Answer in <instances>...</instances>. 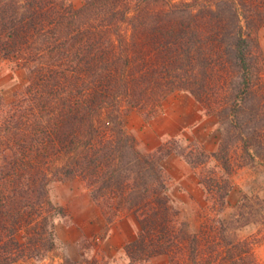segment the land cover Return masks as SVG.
Here are the masks:
<instances>
[{"label": "trees", "instance_id": "16d2710c", "mask_svg": "<svg viewBox=\"0 0 264 264\" xmlns=\"http://www.w3.org/2000/svg\"><path fill=\"white\" fill-rule=\"evenodd\" d=\"M263 24L264 0H0V61L27 72L10 101L0 93V264L57 256L65 210L49 184L75 177L105 212L135 219L129 264H258L256 239L178 218L162 165L175 150L141 151L123 113L154 117L187 90L220 125L206 156L229 171L238 143L264 165Z\"/></svg>", "mask_w": 264, "mask_h": 264}, {"label": "rangeland", "instance_id": "374dc122", "mask_svg": "<svg viewBox=\"0 0 264 264\" xmlns=\"http://www.w3.org/2000/svg\"><path fill=\"white\" fill-rule=\"evenodd\" d=\"M67 1L78 7L86 0ZM258 36L264 51V24ZM26 81L24 69L13 67L7 60L0 61V93L7 101ZM190 99L196 101L198 110L205 117L203 120L191 122ZM170 115L190 123L178 135L164 137L153 148L156 136L166 125L165 118ZM123 118L128 130L136 136L141 151L153 152L160 145L175 150L164 157L162 165L168 184L167 194L178 218L187 223L188 229L198 232L221 221L239 238L256 239L254 251L258 264H264V165L243 153L238 143L231 147L229 171L224 170L219 161L206 156L220 146V125L187 90L177 89L167 94L154 117H147L137 108L126 107ZM210 181L215 190L209 193L206 185ZM49 195L54 204L65 210V215L57 222V256L10 264H49L63 257L81 264L94 261L98 264H129L124 246L139 230L131 214L123 211L114 217L105 212V207L92 199L84 180L79 177L52 180ZM143 264L170 262L167 256L157 255Z\"/></svg>", "mask_w": 264, "mask_h": 264}, {"label": "crops", "instance_id": "0c3cea01", "mask_svg": "<svg viewBox=\"0 0 264 264\" xmlns=\"http://www.w3.org/2000/svg\"><path fill=\"white\" fill-rule=\"evenodd\" d=\"M190 100H191V108H189V113L193 116L191 122L203 120L205 117L201 114V111L198 110L199 106L197 105L196 101L194 99H190ZM165 120H166V125L162 128L163 130L160 132V135L156 136L155 143L153 144V148L158 146L160 140L163 139L164 137H172L178 135L181 129L185 127V125L190 123V122H181L179 117L174 115H170L166 117Z\"/></svg>", "mask_w": 264, "mask_h": 264}]
</instances>
